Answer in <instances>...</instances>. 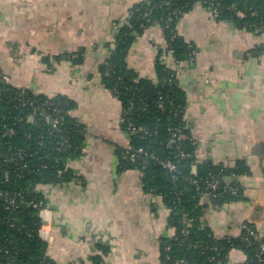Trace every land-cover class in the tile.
<instances>
[{"label": "crops", "instance_id": "crops-1", "mask_svg": "<svg viewBox=\"0 0 264 264\" xmlns=\"http://www.w3.org/2000/svg\"><path fill=\"white\" fill-rule=\"evenodd\" d=\"M148 0H0V69L17 89L63 96L87 130L83 155L69 163L76 178L45 190L41 239L56 264H161L160 241L173 237L170 212L144 191L136 169L120 170L119 151L130 144L121 102L103 82L102 66L130 10ZM196 47L179 67L185 119L197 142V161L234 167L243 162L240 201L207 202L203 223L218 238L237 239L243 225L264 238V35L219 21L201 2L178 24ZM165 35L148 29L132 45L127 69L156 80ZM166 65L175 66L171 59ZM246 260L233 249L228 264Z\"/></svg>", "mask_w": 264, "mask_h": 264}, {"label": "trees", "instance_id": "trees-1", "mask_svg": "<svg viewBox=\"0 0 264 264\" xmlns=\"http://www.w3.org/2000/svg\"><path fill=\"white\" fill-rule=\"evenodd\" d=\"M205 1L216 6L217 20L264 35V0H148L134 6L129 24L119 29L115 47L101 69L104 84L122 104L125 131L129 134L132 127L143 130L129 134L131 154L138 157L137 162L130 161L127 148L122 149L120 170H138L144 191L160 198L170 212L169 228L175 233L160 241L161 264H228L233 249L246 255L241 264H264L260 250L264 238L252 225L247 224L258 239L247 230L237 239H218L201 223L207 202L222 207L242 199L240 178L249 171L243 162L234 167L199 163L197 142L185 119L186 97L176 69L191 62L197 49L179 35L178 24L197 3L209 8ZM155 26L165 35V47L155 63L157 78L139 79L127 69L126 58L136 39ZM163 56L176 69L166 65ZM74 107L63 96H36L0 83V264H56L40 237V213L47 206L46 187L76 178L69 163L83 155L87 130L71 116ZM42 113L58 119L57 128ZM178 127L183 129V137L169 145L171 129ZM139 149L149 157L137 154ZM182 152L189 156L181 158ZM166 161L176 163L178 171L165 169ZM213 181L220 185L215 191L208 188ZM97 249L92 261L104 264L108 251L102 246Z\"/></svg>", "mask_w": 264, "mask_h": 264}, {"label": "built area", "instance_id": "built-area-1", "mask_svg": "<svg viewBox=\"0 0 264 264\" xmlns=\"http://www.w3.org/2000/svg\"><path fill=\"white\" fill-rule=\"evenodd\" d=\"M207 4V6L209 7L208 9L211 11V13L213 14V17L214 18H218L219 17V11L217 10L216 6L213 4V3H209L208 5V1H205V5ZM129 17H130V14L128 15L127 19L125 20V22L123 23V25H126V24H129ZM262 30L260 28H258L256 30L257 33L261 32ZM164 63L166 64V59L167 57L166 56H163L162 57ZM176 66H173L172 68H175ZM176 69V68H175ZM176 71L178 72V75H179V69L177 68ZM0 83L3 84L4 86L6 85H10L11 84V80H10V77L5 74L3 71L0 72ZM24 95V94H23ZM45 115V117L47 118V120L50 121V123L52 124V126L54 128H57L58 124H59V120L58 119H51L49 116H47L45 113H42V116ZM141 131H143L142 129H137L135 127H132V128H129V134L134 136L138 133H140ZM171 132L173 134V138L170 140L169 142V145H173L176 143L177 141V137H183V129L181 127H178V128H173L171 129ZM11 134H13V131H10ZM133 151V147L131 145H129L127 147V155L128 157L130 158V161L133 162V163H136L137 160H138V157L134 154H131ZM137 154H140V155H145V157H149V154L144 150V149H139L137 151ZM181 158H185V157H188L189 154H186V153H181L180 154ZM163 166L165 169H167L170 173H175L178 171V166L176 163L172 162V161H166V162H163ZM192 172L193 174H196L197 172V169H196V166H193L192 167ZM219 182L218 181H213V182H210L208 184V188L211 189V190H217L219 189ZM233 191V190H232ZM234 194H236V190L233 191ZM45 212V208L43 210H41V213H40V217L41 219L42 216H43V213ZM201 223H203V220L201 219ZM204 224V223H203ZM242 229L243 230H247L250 235L254 236L255 238L258 239L259 236H257V234L254 232V231H251V229L247 226V225H243L242 226ZM260 250H261V253L264 254V243L261 244L260 246Z\"/></svg>", "mask_w": 264, "mask_h": 264}]
</instances>
